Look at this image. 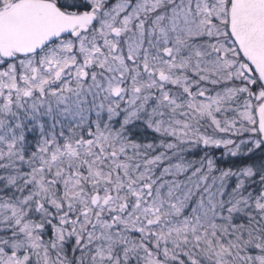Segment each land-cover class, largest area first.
Wrapping results in <instances>:
<instances>
[{"label": "snow or ice", "instance_id": "6c2138e0", "mask_svg": "<svg viewBox=\"0 0 264 264\" xmlns=\"http://www.w3.org/2000/svg\"><path fill=\"white\" fill-rule=\"evenodd\" d=\"M0 264H264V0H0Z\"/></svg>", "mask_w": 264, "mask_h": 264}]
</instances>
